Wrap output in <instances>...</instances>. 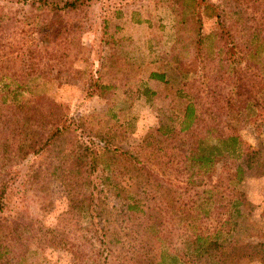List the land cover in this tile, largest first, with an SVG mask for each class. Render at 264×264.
<instances>
[{
	"label": "rangeland",
	"instance_id": "obj_1",
	"mask_svg": "<svg viewBox=\"0 0 264 264\" xmlns=\"http://www.w3.org/2000/svg\"><path fill=\"white\" fill-rule=\"evenodd\" d=\"M201 1L199 17L194 21L187 0H90L84 13L67 17L69 21L63 26L67 40L63 46L61 40L58 47L49 46L46 54L42 52V72L33 94L49 97L61 111L70 113L68 117L78 128L88 122L93 129L100 126L103 131L109 130L121 139L122 148L148 160L159 173L168 161L169 168L159 174L167 186L165 199L174 196L176 186H184L181 179L190 172L194 181L191 185H199L198 191H202L205 185H211L219 174L220 161L226 159H221L210 175L199 174L193 164L190 171L188 163L183 164L185 169L178 166V173L181 155H188L194 139H172L166 135L165 141L160 139L157 145L165 149V158H161L160 150L153 152L155 155L149 154L151 151L138 153V145L149 129L160 127V133H164L174 125L182 105L193 103L202 125L214 128L210 129L211 134L199 135L207 138L203 139L205 146L215 144L218 136L233 133L244 149L240 160H226L229 165H241L242 181L236 188L242 190L247 201L232 232L234 248L229 257L233 264H264V0ZM0 17L4 19L0 45L12 43L17 52L6 55L0 50V77L6 71L15 73L13 83L0 81V96L5 90L2 85H8L4 99L10 105L18 99L13 93L20 92L22 99L26 98L27 93L16 90L21 81L18 60L26 63L24 52L35 41V50H40L38 33L31 21L43 16L26 4L0 3ZM102 19L109 24L108 35L101 33ZM220 26L227 30L229 41L219 34ZM223 51L225 58L234 59L233 69L230 60L224 61L223 67L218 64ZM254 51L260 55L262 63L258 65L248 59ZM152 71L164 73L166 83L149 80ZM90 73L102 74L109 83L110 89L102 97L95 92L86 94ZM240 75L248 82L257 81L249 101L236 98L233 92V82ZM42 116L34 120L24 116L17 127L20 134L14 132L16 128L10 132L15 142L9 151L0 142V181L9 170L20 172L0 215V248L10 249L8 256L2 255L0 264H100L105 255L107 264H116L123 257L128 264H146L144 257L150 255L153 243L150 240L146 245L139 239L142 228L133 225L134 215L125 210L132 198L159 221L173 224L166 235L171 243H176L175 235L181 233L174 226L182 223V216L171 202L166 206L164 202L157 210L141 187L135 189L130 172L122 170L120 179L125 191L118 192L95 178L87 189L86 182L74 185L68 196L61 182L47 171L48 166L69 155V137L59 136L52 142L46 158H39L44 161L39 168H28L32 157L21 162L27 136L44 125ZM17 117L16 111L11 119L2 115L0 125L14 124ZM174 175H179L180 180H175ZM223 219L211 217L209 224L214 227ZM98 230L106 233V242L109 237H120L121 250L117 245L111 252L101 251L96 242ZM244 243L254 246L251 253L260 251L254 259L240 258L239 247Z\"/></svg>",
	"mask_w": 264,
	"mask_h": 264
},
{
	"label": "trees",
	"instance_id": "obj_2",
	"mask_svg": "<svg viewBox=\"0 0 264 264\" xmlns=\"http://www.w3.org/2000/svg\"><path fill=\"white\" fill-rule=\"evenodd\" d=\"M187 2L191 6L189 14L196 21L203 2L201 0H187ZM0 3L7 5L26 4L27 7L34 9L43 16L40 20L34 19L31 21L38 33L37 42L40 50H35L37 46L35 41L24 52L27 55L26 63L23 64V60L19 59V56L16 57V60L19 59L18 61L21 63L17 73L21 74V81L16 86V90L27 93L25 94L26 98L22 99L20 92L13 93L14 98L18 99L7 105L4 98L8 85H5V83L2 85L5 90L3 95L0 96V118L2 115H7L11 119L15 111L18 113V117L13 120L14 124L5 125L1 123L0 125V142L6 144L5 149L9 151L14 145L13 133L10 134V132L16 128L14 132L20 134L21 130L17 127H19L18 123L23 121L24 116L28 120H34L37 116L44 115L42 116L44 125L41 128L37 127L27 136L24 150L21 157H19L21 162L26 161L29 157L34 158L28 168L31 169L33 166L39 168L42 162L44 163L43 160L46 158L44 155L49 150L52 142L57 137L65 135L70 138L69 155L62 162L59 161L52 166L47 165L49 169L47 174L61 182L68 196L73 191L74 185L86 182L85 187L87 189L88 186H91L92 179L95 180V178L98 183L107 184L118 192L125 191L120 179L122 170H125L132 175L130 178H134L135 189L138 186L141 187V190L149 196L150 202L155 204L157 210H161L160 207L164 205V202L166 203L165 206L167 202H171V206L175 207L182 216V223L177 224V227L174 226L177 233H181L175 235L176 243L174 244L167 239L166 235L167 229L169 227L173 228V224L159 221L156 215L149 212V209H141V206L139 207L140 202L135 201L133 198L131 203L126 204V212H131L134 215L132 217L135 220L133 225L142 228L139 239L146 245L148 241L152 240L153 249L150 255L144 257L146 258V264H233L232 259L229 257L230 250L232 247L234 248L232 232L238 224L236 220L242 218L243 212H245L243 210L247 206L244 193L240 188H236V185L242 181V167L239 164L232 166L226 163V160L236 161L244 156V149L238 142V137L233 133L226 136L221 135L214 139L215 144L209 147L208 145L205 146L203 139L207 138H201V136L203 137L206 133L211 134L210 129L214 128L202 125V121L199 115L196 114L197 111L191 102L182 105L179 116L173 122L174 125L166 129L164 133H160V127L149 129L138 145L137 149L140 154L151 151L149 154L155 155L153 152L160 150L162 151L161 158H165V155H162L166 153L165 149H160L161 146L157 147V145L160 139L165 141L167 136L172 139H194L189 145L188 155H181V160L177 165L181 169L184 168V163H188L189 170L193 164L200 171L199 174L210 175L214 166L221 159L226 158L224 162L223 160L220 161L219 174L216 175L211 185H205L206 188L198 191L199 185H191L194 181L192 179L193 173L190 172L184 179H181L184 186H176L175 190L172 191L174 196L165 199L163 193L166 191L167 186L164 185L163 175L159 176V174L164 173L169 168L168 161L163 163L162 173H159L153 165L147 163L148 160L144 161L133 151L129 152L128 149L122 148L120 146L121 139L113 136L114 134L109 130L103 131L100 126H95V129H93L88 127V122L85 123L87 126L78 128L75 122L68 117L70 113L61 111V107L53 103L49 97L45 95L35 97L33 94L39 74L42 72L40 68L43 60L42 52L46 54L49 46L58 47L61 40L63 46V41L67 40V31L63 30L64 24L69 21L67 17L72 14L84 13L90 4V0H0ZM2 24H4V19L0 17V37L4 34ZM100 25L101 33L108 35L109 24L107 21L102 19ZM220 28L219 34L224 40L229 41L230 37L227 30L221 26ZM0 50L6 51V55L13 52L17 53L15 52L16 45L12 43L0 45ZM20 54L23 53L20 52ZM219 55L218 64L223 67V62L230 60L233 69L234 59L231 57L229 59L225 58V51L220 52ZM248 59L253 60L257 65L262 63L259 52L256 51L250 54ZM5 73L6 75L3 78L0 77V81L1 79L2 82L9 80L10 83H13L15 73L11 74L9 71ZM12 76L14 77L12 78ZM148 79L166 83L164 73L157 71H152ZM255 82L257 81L248 82L241 75L236 77L235 82H233V92L236 98L249 101L254 93ZM109 87V83L103 80L102 74L90 73L84 90L87 95H92L95 92V94L102 97L105 95L103 93L110 89ZM12 92L14 91L9 93ZM143 92L157 95L148 90ZM228 106H231L230 103ZM48 112L49 115H47ZM200 134L201 136H199ZM153 157L155 158L157 155ZM153 164L157 165V162L154 161ZM179 167L178 171H180L178 173L181 172ZM19 176L20 172L17 169H13L11 172L9 170L0 181V215L6 208V200L14 189L13 185L18 181ZM174 176H176L174 177L175 180H180L177 178L179 175ZM177 191L179 192L177 193ZM91 192L89 190V193ZM214 211L215 213H213ZM215 216H223L224 219L219 224L211 227L209 219ZM190 218L192 219L186 222ZM98 232L96 242L101 251L111 252V248L113 249L117 245H119L118 250H121L123 244L119 242L120 237L115 236L117 239L109 237V242H106L104 239L106 233L101 230H98ZM239 248L242 251L241 259H254L256 252L251 253L254 246L250 247V245L244 243ZM3 249L4 251H1L0 248V258L2 255L5 257L9 255V247L5 246ZM106 256L102 259L103 263L100 264H107ZM262 258H264V253ZM116 264H128V260L123 257Z\"/></svg>",
	"mask_w": 264,
	"mask_h": 264
}]
</instances>
